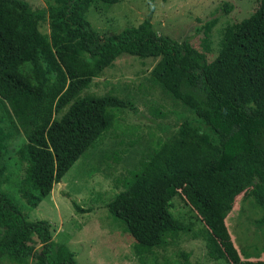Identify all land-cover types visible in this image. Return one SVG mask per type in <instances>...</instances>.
I'll use <instances>...</instances> for the list:
<instances>
[{
  "label": "trees",
  "instance_id": "obj_1",
  "mask_svg": "<svg viewBox=\"0 0 264 264\" xmlns=\"http://www.w3.org/2000/svg\"><path fill=\"white\" fill-rule=\"evenodd\" d=\"M119 1L46 0L32 8L26 0H0V188L13 181L33 208L49 196L112 127L116 113L133 109L114 94L82 93L90 80L121 53L153 58L151 80L187 115L116 178L122 189L105 203L108 216L124 222L135 255L147 264L156 259L154 247L182 229L170 211L181 198L204 225L207 260L264 264L239 256L225 224L240 195L261 208L255 222L264 225V0H255L248 16L224 28L212 60L188 39L157 33L150 19L155 0H146L149 16L136 25L101 36L86 13ZM53 232L0 189V260L79 264ZM181 255L179 264H188L189 253Z\"/></svg>",
  "mask_w": 264,
  "mask_h": 264
},
{
  "label": "rangeland",
  "instance_id": "obj_2",
  "mask_svg": "<svg viewBox=\"0 0 264 264\" xmlns=\"http://www.w3.org/2000/svg\"><path fill=\"white\" fill-rule=\"evenodd\" d=\"M26 1L32 8H39L46 0ZM225 4L230 6L228 12L223 11ZM255 6V0H155L150 19L158 34L188 39L212 60L219 52L224 28L248 16ZM149 13L146 0H121L105 9L91 7L86 18L101 36H109L136 25ZM155 61L121 53L101 76L90 80L82 93L114 94L130 102L134 110L118 111L102 139L72 164L36 207L25 203L13 181L0 188L29 219L46 220L54 231L53 240L65 244L79 264H141L124 222L113 221L105 203L122 189L114 185L116 178L126 175L141 154L171 135L174 124L187 115L180 103L151 80ZM188 119L208 131L198 119ZM74 204L89 211H79ZM170 211L183 227L168 235L165 244L154 247L156 259L147 260V264H179L183 260L181 252L189 253L188 264H213L205 255L203 223L181 198L174 199ZM260 215L261 208L251 197L239 195L225 217L242 259L264 260V225L255 222ZM0 264L15 263L2 259Z\"/></svg>",
  "mask_w": 264,
  "mask_h": 264
}]
</instances>
